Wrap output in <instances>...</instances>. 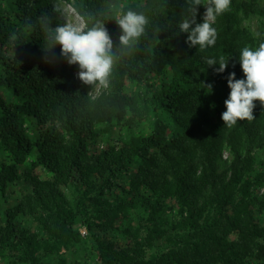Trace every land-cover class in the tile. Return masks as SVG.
Wrapping results in <instances>:
<instances>
[{"label": "trees", "instance_id": "16d2710c", "mask_svg": "<svg viewBox=\"0 0 264 264\" xmlns=\"http://www.w3.org/2000/svg\"><path fill=\"white\" fill-rule=\"evenodd\" d=\"M105 2L73 0L85 30L103 23L113 41L94 98L52 39L61 0H0V264H72L77 248L92 264H264V105L222 120L242 47L264 42L243 23L261 0H232L204 50L179 31L189 0ZM129 9L148 23L124 48Z\"/></svg>", "mask_w": 264, "mask_h": 264}, {"label": "clouds", "instance_id": "9594fccd", "mask_svg": "<svg viewBox=\"0 0 264 264\" xmlns=\"http://www.w3.org/2000/svg\"><path fill=\"white\" fill-rule=\"evenodd\" d=\"M232 0H189L188 13L179 23V31L187 33L189 46L201 50L215 45L217 30L213 26L218 16L230 10ZM206 7L203 21L197 22V6ZM122 30L119 43L130 48L141 37L147 18L142 13L127 10L116 17ZM85 25L68 22L55 28L52 39L61 47V53L69 64H78L79 79L88 85L107 87L114 64L113 41L103 23L97 22L85 30ZM244 78L237 79L235 72L229 74L230 93L222 113L224 125H235L238 120H252L255 101L264 105V42L258 46H244L239 54ZM208 66L219 65L217 72H224L228 60L220 57L206 58ZM210 87V86H209Z\"/></svg>", "mask_w": 264, "mask_h": 264}, {"label": "rangeland", "instance_id": "374dc122", "mask_svg": "<svg viewBox=\"0 0 264 264\" xmlns=\"http://www.w3.org/2000/svg\"><path fill=\"white\" fill-rule=\"evenodd\" d=\"M134 0H106L105 7L107 11L110 10L118 11L122 5L131 2ZM63 5V12L61 13L62 18L64 19V22H62V25L68 22L73 23H80L85 25V22L83 18L76 12V10L73 7V0H61ZM261 4L264 8V0H261ZM206 10V7H205ZM205 13V11H204ZM244 25L248 27L254 34L258 35L261 32H264V15H252L249 18H246L243 21ZM104 87H100L98 85L95 86L94 90H92V96L95 98L97 95H99L103 91ZM6 97V102H15V98L7 91H3ZM261 157L264 158V150L260 152ZM224 156L225 158H230V152L229 149L224 150ZM262 191L264 192V187L262 188ZM263 215L264 214H260ZM78 229L81 230L83 235L87 234L86 227L79 223L76 225ZM68 260L70 263L75 264V261H79V264H92V262L96 259V256L94 253H87L86 255H83V251L79 248H77L76 251H71L66 253Z\"/></svg>", "mask_w": 264, "mask_h": 264}]
</instances>
